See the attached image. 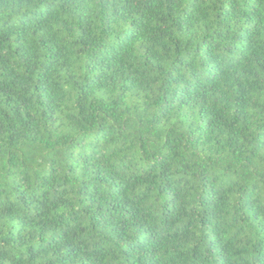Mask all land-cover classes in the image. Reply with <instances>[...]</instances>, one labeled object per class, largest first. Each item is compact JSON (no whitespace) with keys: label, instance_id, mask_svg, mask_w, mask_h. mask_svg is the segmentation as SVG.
<instances>
[{"label":"trees","instance_id":"16d2710c","mask_svg":"<svg viewBox=\"0 0 264 264\" xmlns=\"http://www.w3.org/2000/svg\"><path fill=\"white\" fill-rule=\"evenodd\" d=\"M0 264H264V0H0Z\"/></svg>","mask_w":264,"mask_h":264}]
</instances>
